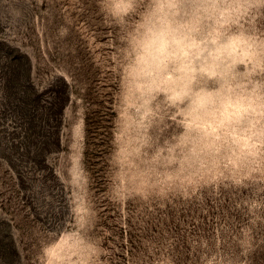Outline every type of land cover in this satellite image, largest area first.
Listing matches in <instances>:
<instances>
[{
  "label": "rangeland",
  "instance_id": "obj_1",
  "mask_svg": "<svg viewBox=\"0 0 264 264\" xmlns=\"http://www.w3.org/2000/svg\"><path fill=\"white\" fill-rule=\"evenodd\" d=\"M120 36L100 0H0V264H264V169L118 167Z\"/></svg>",
  "mask_w": 264,
  "mask_h": 264
},
{
  "label": "clouds",
  "instance_id": "obj_2",
  "mask_svg": "<svg viewBox=\"0 0 264 264\" xmlns=\"http://www.w3.org/2000/svg\"><path fill=\"white\" fill-rule=\"evenodd\" d=\"M100 3L121 29L113 143L128 180L264 169V0Z\"/></svg>",
  "mask_w": 264,
  "mask_h": 264
}]
</instances>
